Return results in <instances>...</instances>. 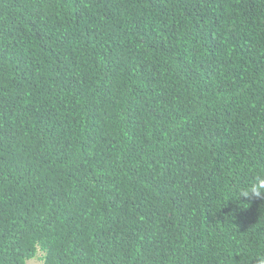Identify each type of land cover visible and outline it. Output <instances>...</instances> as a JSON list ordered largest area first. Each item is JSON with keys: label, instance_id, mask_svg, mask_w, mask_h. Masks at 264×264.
Masks as SVG:
<instances>
[{"label": "trees", "instance_id": "1", "mask_svg": "<svg viewBox=\"0 0 264 264\" xmlns=\"http://www.w3.org/2000/svg\"><path fill=\"white\" fill-rule=\"evenodd\" d=\"M258 178L264 0H0V264H261Z\"/></svg>", "mask_w": 264, "mask_h": 264}, {"label": "clouds", "instance_id": "2", "mask_svg": "<svg viewBox=\"0 0 264 264\" xmlns=\"http://www.w3.org/2000/svg\"><path fill=\"white\" fill-rule=\"evenodd\" d=\"M243 197H264V179H259L257 183L252 184L250 187L246 188L243 192L240 193ZM264 264V261L261 262Z\"/></svg>", "mask_w": 264, "mask_h": 264}, {"label": "rangeland", "instance_id": "3", "mask_svg": "<svg viewBox=\"0 0 264 264\" xmlns=\"http://www.w3.org/2000/svg\"><path fill=\"white\" fill-rule=\"evenodd\" d=\"M40 255H41V253H40ZM41 263H42V261L40 260L39 256L32 258V259L27 261V264H41Z\"/></svg>", "mask_w": 264, "mask_h": 264}]
</instances>
